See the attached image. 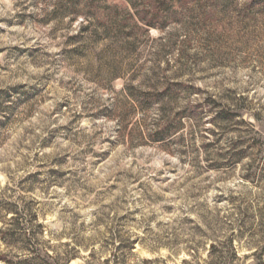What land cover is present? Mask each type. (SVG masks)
<instances>
[{
	"label": "rangeland",
	"instance_id": "1",
	"mask_svg": "<svg viewBox=\"0 0 264 264\" xmlns=\"http://www.w3.org/2000/svg\"><path fill=\"white\" fill-rule=\"evenodd\" d=\"M1 228L16 264H264V0H0Z\"/></svg>",
	"mask_w": 264,
	"mask_h": 264
},
{
	"label": "trees",
	"instance_id": "2",
	"mask_svg": "<svg viewBox=\"0 0 264 264\" xmlns=\"http://www.w3.org/2000/svg\"><path fill=\"white\" fill-rule=\"evenodd\" d=\"M11 218H14V217L12 216ZM4 236H5V232L1 228L0 229V239L4 240ZM0 262L4 263V264H16V263H13L12 261L8 260L7 257L4 254H0Z\"/></svg>",
	"mask_w": 264,
	"mask_h": 264
}]
</instances>
